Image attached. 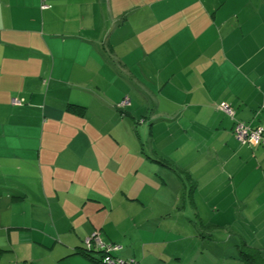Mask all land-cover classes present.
<instances>
[{
  "label": "crops",
  "instance_id": "0c3cea01",
  "mask_svg": "<svg viewBox=\"0 0 264 264\" xmlns=\"http://www.w3.org/2000/svg\"><path fill=\"white\" fill-rule=\"evenodd\" d=\"M221 102L264 125V0H0V264H103L92 231L135 264L264 255V144ZM175 175L188 229L252 236L172 238Z\"/></svg>",
  "mask_w": 264,
  "mask_h": 264
},
{
  "label": "rangeland",
  "instance_id": "374dc122",
  "mask_svg": "<svg viewBox=\"0 0 264 264\" xmlns=\"http://www.w3.org/2000/svg\"><path fill=\"white\" fill-rule=\"evenodd\" d=\"M184 182L187 185V193H188V181L185 180ZM155 184H157V182H155ZM183 184L184 183H182L181 179L175 175V179L174 177H172L171 179L170 178L167 179L166 183L164 184V188L162 189L163 191H167V193L162 196L161 203L163 204H167L171 206L172 204H174L176 206H179L182 205L183 201L186 200V207L185 209H183V211L175 210V206H173L174 210L169 209L166 211V209H162V211L166 213L165 215L166 217H169L171 221L176 220L178 223L177 225L181 227V229L176 230L177 232H174L175 235H171L172 238H177V239L187 238L186 240L188 241V236H192L195 238L196 233L202 235L203 238H207L208 237L207 233H209L212 239L226 238L229 235V233H232L234 237L236 236L238 239L241 238L242 240H246L252 236V232L244 229L242 224L239 226V231H237L236 229L229 230L225 234L216 231L212 232L208 230L196 231V229L194 228L188 229V216L191 217L192 215L188 213V197L185 195L184 192L185 188L183 187ZM142 234L144 236L146 235L145 232H142ZM176 243L183 244L185 243V241L179 240Z\"/></svg>",
  "mask_w": 264,
  "mask_h": 264
},
{
  "label": "trees",
  "instance_id": "16d2710c",
  "mask_svg": "<svg viewBox=\"0 0 264 264\" xmlns=\"http://www.w3.org/2000/svg\"><path fill=\"white\" fill-rule=\"evenodd\" d=\"M124 100L126 101V104L125 103H122ZM22 102H23V100H21V104H22ZM129 104H130V99L127 96V97H123V100L122 101H120L119 103L115 104V107H116V109H119L120 110V109L124 108L125 106H127ZM222 104H226V103H222V102L221 103H218L216 105L217 109H218V106H221ZM17 105H20V104H17ZM219 110L221 112H224V110H222V109H219ZM224 113L227 114V115H229L226 112H224ZM231 118L233 120V125H232V129H231V132H232V135L233 136H235V125L237 123H243L246 126H248L249 128H256V127L260 126V125L251 126V125H249L247 122H245L243 120L235 119V116L234 115H232ZM96 232L97 231H92L86 238L83 239V246L81 248V251H82V253L86 254L87 256H89L92 252H96L97 254H99L100 261L103 264H107L106 263V257H107V255H108L109 252H106L105 246L107 247V245H115V244H118V245L121 246V249H122V244H120L118 242H104V241H102V239L100 238V236H98V238H100L99 240L103 244V247L98 246L94 242V240H91L89 244H86V239L87 238H91V235H93V233H96ZM118 252H119V250L110 253V255H111L110 258H112V259L115 258L112 264H120V263H118L116 261L118 259H121L123 261L121 264H135L136 263V261L134 259H129V258L128 259H123V258H120L117 255ZM239 256H240V258L246 264H264V255H262L261 252L258 249L254 248V247H251V246L246 247V248L245 247H241V249L239 250Z\"/></svg>",
  "mask_w": 264,
  "mask_h": 264
},
{
  "label": "built area",
  "instance_id": "2783aa9c",
  "mask_svg": "<svg viewBox=\"0 0 264 264\" xmlns=\"http://www.w3.org/2000/svg\"><path fill=\"white\" fill-rule=\"evenodd\" d=\"M48 5L42 3V8H46ZM14 104H21V100L18 99H12ZM122 103L126 104V101L124 100ZM218 109L224 110V112L228 113L230 116L233 115L232 109L227 104H222L221 106H218ZM235 137L242 145H248V146H255L264 144V125H260L256 128H249L243 123H237L235 125ZM91 240H94V242L98 245L103 247V244L98 238V235L96 233H93L91 235V238L86 239V244H89ZM106 252H109L106 257V263L112 264L114 259L110 258V253L120 250L121 246L118 244L115 245H107ZM118 263H122L123 261L121 259L116 260ZM24 264V263H22Z\"/></svg>",
  "mask_w": 264,
  "mask_h": 264
}]
</instances>
